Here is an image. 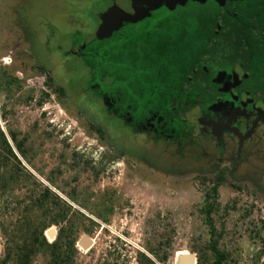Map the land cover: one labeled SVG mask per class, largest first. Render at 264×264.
I'll return each instance as SVG.
<instances>
[{
  "label": "rangeland",
  "instance_id": "374dc122",
  "mask_svg": "<svg viewBox=\"0 0 264 264\" xmlns=\"http://www.w3.org/2000/svg\"><path fill=\"white\" fill-rule=\"evenodd\" d=\"M108 5L109 0H0V128L7 136L14 132L22 150L8 136L22 168L17 183L0 196V264H11L3 261L14 230L22 215L31 216L23 207L42 187L72 206L78 239H93L89 250L76 245L74 264H141V254L150 264H173L187 251L211 261L212 240L226 254L224 264H264V184L257 186V176L203 173L181 161L155 168L144 162L139 140L104 112L90 89L95 80L104 93L116 87L137 110L150 103L151 90L166 89L183 59L197 57L213 25L212 5L202 12L190 8L195 19L188 23L163 16L134 34L96 39L98 15ZM261 5H241L242 27L264 13ZM80 43H87L82 60L68 53ZM247 43L242 60L264 77V43ZM32 264L50 262L38 253Z\"/></svg>",
  "mask_w": 264,
  "mask_h": 264
},
{
  "label": "flooded vegetation",
  "instance_id": "af4514ba",
  "mask_svg": "<svg viewBox=\"0 0 264 264\" xmlns=\"http://www.w3.org/2000/svg\"><path fill=\"white\" fill-rule=\"evenodd\" d=\"M247 1L142 0L135 7L146 9L143 16L123 22L109 36L134 34L146 22L163 16L188 23L195 19L193 6L201 12L213 7L208 15L213 25L204 33L197 57L183 59L167 88L151 90L146 97L150 103L139 110L116 87L104 93L99 82L90 83L104 112L143 145L144 162L159 170L165 164L188 162L199 172L237 179L252 172L257 186L264 184V77H256L241 57L248 38L264 43V13H256L242 27L241 5ZM257 1L264 8V0ZM113 3L109 0L107 8ZM86 47L87 43H80L68 53L82 60Z\"/></svg>",
  "mask_w": 264,
  "mask_h": 264
},
{
  "label": "trees",
  "instance_id": "16d2710c",
  "mask_svg": "<svg viewBox=\"0 0 264 264\" xmlns=\"http://www.w3.org/2000/svg\"><path fill=\"white\" fill-rule=\"evenodd\" d=\"M3 81L7 85L12 82L5 78ZM8 136L13 142V146L22 153L21 144L17 141L14 132L9 130ZM8 136L0 128V196L11 183H17L19 180L17 172L22 168ZM213 192H216V188H213ZM28 198L30 204H26L23 209L31 216L22 215L11 239L12 245L7 247L3 262L32 264L33 257L42 253L48 256L50 264H74V257L78 254L76 242L79 227L73 220L72 206L48 187H42L39 192L31 193ZM211 211L212 205L207 204L204 212L209 231L212 234L214 228L209 219ZM76 214L86 219L82 213L76 212ZM51 225L57 226V234L53 241L48 242L44 232ZM209 246L212 252V260L208 261L205 254H200L197 258V264H224L226 254L217 247L216 241L212 240ZM140 258L141 264L151 263L143 254L140 255ZM166 259L167 255L163 256L161 261L164 262Z\"/></svg>",
  "mask_w": 264,
  "mask_h": 264
},
{
  "label": "water",
  "instance_id": "95a60500",
  "mask_svg": "<svg viewBox=\"0 0 264 264\" xmlns=\"http://www.w3.org/2000/svg\"><path fill=\"white\" fill-rule=\"evenodd\" d=\"M114 3L105 11L98 15L100 24L95 33L96 39L108 38L113 31L117 30L123 22L134 21L141 18L145 12V8L136 9L135 4L143 3L142 0H113ZM57 232L54 227L45 230L44 235L52 240L55 239ZM76 245L83 249L89 250L93 245V239L88 235H82ZM173 264H197L195 253L188 252L186 254H177Z\"/></svg>",
  "mask_w": 264,
  "mask_h": 264
}]
</instances>
